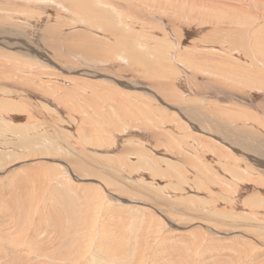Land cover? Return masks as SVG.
<instances>
[{
	"label": "bare ground",
	"instance_id": "6f19581e",
	"mask_svg": "<svg viewBox=\"0 0 264 264\" xmlns=\"http://www.w3.org/2000/svg\"><path fill=\"white\" fill-rule=\"evenodd\" d=\"M0 264H264V0H0Z\"/></svg>",
	"mask_w": 264,
	"mask_h": 264
},
{
	"label": "rangeland",
	"instance_id": "374dc122",
	"mask_svg": "<svg viewBox=\"0 0 264 264\" xmlns=\"http://www.w3.org/2000/svg\"><path fill=\"white\" fill-rule=\"evenodd\" d=\"M10 128H11V127H10ZM11 133H12V132H11ZM6 136H7V139H8L9 136H14V137H16L13 133H12V134H9V135L7 134ZM6 136H5V137H6ZM157 158H158V159H157ZM157 158H156L157 160L161 161V162L158 164L159 166L157 165V167H159V168H161L162 166L164 167V166L167 164V161L169 160V159L166 160V158H163V157H160V159H159V157H157ZM163 159H165V163H164ZM148 163H149V164H148ZM148 163H147V164L150 165L149 167H147V168H148V171H151V172H152V171L154 170L153 167L157 168L156 166H153L152 164H150V161H148ZM161 164H162V165H161ZM151 169H152V170H151ZM157 169H158V168H157Z\"/></svg>",
	"mask_w": 264,
	"mask_h": 264
}]
</instances>
